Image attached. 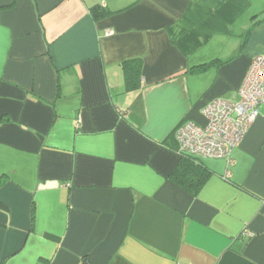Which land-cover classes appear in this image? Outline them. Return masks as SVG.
Segmentation results:
<instances>
[{
    "label": "crops",
    "instance_id": "1",
    "mask_svg": "<svg viewBox=\"0 0 264 264\" xmlns=\"http://www.w3.org/2000/svg\"><path fill=\"white\" fill-rule=\"evenodd\" d=\"M260 53L264 0H0V264H264V103L194 157L197 195L168 177L177 126Z\"/></svg>",
    "mask_w": 264,
    "mask_h": 264
},
{
    "label": "built area",
    "instance_id": "2",
    "mask_svg": "<svg viewBox=\"0 0 264 264\" xmlns=\"http://www.w3.org/2000/svg\"><path fill=\"white\" fill-rule=\"evenodd\" d=\"M263 103L264 54L260 53L251 59L236 100L215 98L201 110L206 118L204 125L183 120L177 126V151L192 157H229L259 116Z\"/></svg>",
    "mask_w": 264,
    "mask_h": 264
},
{
    "label": "trees",
    "instance_id": "3",
    "mask_svg": "<svg viewBox=\"0 0 264 264\" xmlns=\"http://www.w3.org/2000/svg\"><path fill=\"white\" fill-rule=\"evenodd\" d=\"M90 13L93 19H99L113 13V11L101 7L99 4H95L90 8ZM213 63H215V59L197 65L195 70L202 71ZM141 68V58L126 59L122 62L125 87L127 90L132 91L139 87ZM169 146L178 153L179 158L177 164L174 166L168 177L192 196L197 195L207 179L210 177L211 170L200 160L178 152L177 143L176 145L172 144Z\"/></svg>",
    "mask_w": 264,
    "mask_h": 264
}]
</instances>
